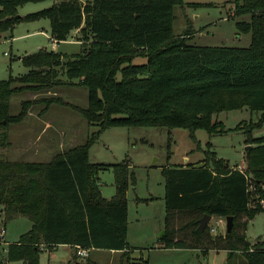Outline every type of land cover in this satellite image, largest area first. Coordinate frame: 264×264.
Returning a JSON list of instances; mask_svg holds the SVG:
<instances>
[{
  "label": "trees",
  "instance_id": "trees-1",
  "mask_svg": "<svg viewBox=\"0 0 264 264\" xmlns=\"http://www.w3.org/2000/svg\"><path fill=\"white\" fill-rule=\"evenodd\" d=\"M40 1L47 0H0V34L22 21L48 18L52 40L66 41L77 30L81 51L63 55L41 49L19 58L30 71L0 81V130L28 115L30 102H23L18 116L10 115L13 95L61 85L88 90L89 106L78 111L101 131L186 129L195 139L197 130L211 136L227 132L213 120L217 113L244 107L262 112L259 123L238 128L247 129L251 146L244 171L218 159L210 148L199 166L164 170L167 216L161 242L166 249L225 250L228 262L242 255L247 264H264V241L251 245L246 238L249 221L264 212V136L252 137L264 122V0H235L234 16H250L237 23L252 35L248 48L187 45V37L174 33V11L182 0H59L40 12L18 15L19 6ZM139 57L146 63L133 64ZM62 71L66 82L60 79ZM46 103L64 104L60 98ZM1 136L7 144V133ZM94 139L47 163L0 159V207L6 221L25 217L32 222L29 232L8 245L7 264H40L41 252L58 246L129 253L127 191L134 176L126 161L112 166L116 194L106 199L99 172L109 167L90 162ZM205 215L233 217V231L213 237L207 226L199 232ZM179 221L184 225L179 227Z\"/></svg>",
  "mask_w": 264,
  "mask_h": 264
},
{
  "label": "rangeland",
  "instance_id": "rangeland-1",
  "mask_svg": "<svg viewBox=\"0 0 264 264\" xmlns=\"http://www.w3.org/2000/svg\"><path fill=\"white\" fill-rule=\"evenodd\" d=\"M88 1L82 0L83 3ZM182 1L183 5L176 6L174 11V33L187 37V45L250 46L251 33H243L237 27L238 22L250 21V16H234L235 0ZM57 2L59 0L26 3L18 7V15L26 17ZM80 37L79 32L73 31L66 41L55 42L51 38L48 18L20 22L11 32L0 34V81L28 74L30 69L19 58L41 49L63 55L80 53ZM146 61L139 57L133 64H145ZM60 79L68 81L63 71ZM88 93L84 87L61 85L51 91H23L13 95L10 115L18 116L23 102H30L29 112L22 122L11 124L6 131L0 130V159L47 163L58 153L83 146L95 136L89 150V160L109 167L99 172L103 196L110 200L116 194L112 166L126 161L130 165V174L134 176L127 191V241L130 250L126 255L90 250L88 257L81 258L74 248L58 246L42 251L40 264H247L242 255L228 262L229 255L225 250L211 249L203 254L200 250L165 248L161 242V236L166 231L167 216L164 170L176 166H199L210 148L218 159L244 171L245 148L250 145L245 133L247 129L238 128L243 124L259 123L262 112L244 107L217 113L213 120L221 122L227 132L211 136L205 130H197L195 139L186 129L113 127L101 131L99 126L90 125L78 111L88 108ZM52 98H60L64 104L47 107L46 101ZM4 132L8 135L7 144H2L1 135ZM262 136L264 122L252 132L253 138ZM182 225L184 223L179 221L178 226ZM208 226L213 237L225 235L227 231L225 218L213 217ZM4 228V239L0 235V264H7L5 255L8 245L18 242L21 236L29 232L32 222L25 217L6 221L0 207V232ZM182 235L185 233H181L180 237ZM246 238L251 245L258 240L264 241V212L249 221Z\"/></svg>",
  "mask_w": 264,
  "mask_h": 264
},
{
  "label": "water",
  "instance_id": "water-1",
  "mask_svg": "<svg viewBox=\"0 0 264 264\" xmlns=\"http://www.w3.org/2000/svg\"><path fill=\"white\" fill-rule=\"evenodd\" d=\"M250 149H251V146H247L245 148V151H249ZM211 219H212V216H209V215H205L202 219H200L198 231L201 232V231L205 230L206 227L209 225ZM226 222H227V233L230 234L234 228L233 217H228L226 219ZM163 237H165V232H163V235L161 236V238H163Z\"/></svg>",
  "mask_w": 264,
  "mask_h": 264
},
{
  "label": "built area",
  "instance_id": "built-area-1",
  "mask_svg": "<svg viewBox=\"0 0 264 264\" xmlns=\"http://www.w3.org/2000/svg\"><path fill=\"white\" fill-rule=\"evenodd\" d=\"M212 232H214V229H212ZM0 235L3 236L2 238L4 239V236H5V228L3 230H1ZM76 254H77V256H79L81 258L88 257L89 254H90V249L78 247L77 248V251H76Z\"/></svg>",
  "mask_w": 264,
  "mask_h": 264
},
{
  "label": "crops",
  "instance_id": "crops-1",
  "mask_svg": "<svg viewBox=\"0 0 264 264\" xmlns=\"http://www.w3.org/2000/svg\"><path fill=\"white\" fill-rule=\"evenodd\" d=\"M75 33H77L78 31L76 30V31H74ZM78 43H80V42H78ZM101 191H102V188H101ZM102 195H103V192H102ZM213 218V217H212ZM220 218V217H219ZM212 220V219H211ZM76 251H77V249H75ZM113 253L115 252V251H112ZM115 253H118V252H115ZM120 253H122V252H120Z\"/></svg>",
  "mask_w": 264,
  "mask_h": 264
}]
</instances>
